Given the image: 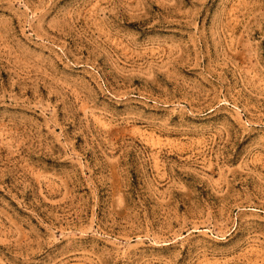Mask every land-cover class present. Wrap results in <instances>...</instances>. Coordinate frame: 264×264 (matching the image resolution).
Listing matches in <instances>:
<instances>
[{
  "label": "rangeland",
  "instance_id": "374dc122",
  "mask_svg": "<svg viewBox=\"0 0 264 264\" xmlns=\"http://www.w3.org/2000/svg\"><path fill=\"white\" fill-rule=\"evenodd\" d=\"M0 264H264V0H0Z\"/></svg>",
  "mask_w": 264,
  "mask_h": 264
}]
</instances>
